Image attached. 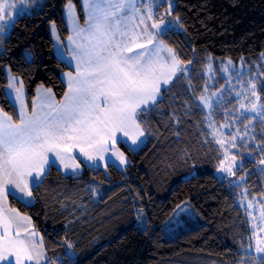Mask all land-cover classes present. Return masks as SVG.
Segmentation results:
<instances>
[{"label":"trees","instance_id":"1","mask_svg":"<svg viewBox=\"0 0 264 264\" xmlns=\"http://www.w3.org/2000/svg\"><path fill=\"white\" fill-rule=\"evenodd\" d=\"M75 1L81 8V0ZM175 1L174 14L184 30L168 32L163 39L181 61L192 62L197 94L203 92V71L211 57L238 61L264 52V0ZM66 3L48 0L38 12L20 16L0 39V106L14 120L17 107L5 96L7 66L21 77L31 104L42 84L60 98L67 90L62 72L71 68L55 55L49 26L53 20L64 38L69 35ZM27 50L33 57L26 61ZM178 81L141 120L146 145L139 151L123 145L130 158L126 173L114 164L105 170L84 165L83 174L74 176L53 166L33 189L31 206L9 197L10 205L29 215L43 236L49 264H264L244 250L250 234L245 209L232 179L214 171L218 155L203 143L202 112ZM261 96L264 103V87ZM251 150L256 156L245 158L237 174L246 176L248 196L260 198L262 158L255 147ZM94 181L108 185L104 197H97ZM186 200L202 225L167 239L164 223ZM141 209L146 229L138 226Z\"/></svg>","mask_w":264,"mask_h":264},{"label":"snow or ice","instance_id":"2","mask_svg":"<svg viewBox=\"0 0 264 264\" xmlns=\"http://www.w3.org/2000/svg\"><path fill=\"white\" fill-rule=\"evenodd\" d=\"M82 6L87 13L86 28L79 26L74 5L67 0L65 15L72 24L67 44L56 32L55 22L51 24L56 42L53 47L63 45L61 54L69 53L66 58L74 61L73 71L63 74L67 91L59 101L52 89H37L28 111L23 81L7 76L5 96L12 95L19 108L15 120L0 108V262L4 264L48 261L43 238L35 239L37 234L30 227L31 217L10 208L9 197L22 200L25 207L31 206L33 189L42 183L47 170L58 165L75 174L82 167L78 157L103 169L110 162L127 164L124 152L117 147L118 141L129 151L138 150L146 139L141 120L157 104L161 84L170 83L177 73L187 72V68L181 67L183 61L163 39L180 27L179 17L166 19L172 16L173 0H82ZM14 7L7 0H0V39L7 34V28L14 26L7 11ZM161 8L164 13L159 11ZM29 59L30 56L25 57L26 61ZM248 83L243 99L237 101L235 118L251 122L257 116L264 118V103H260L256 83ZM218 99L215 93L202 96L197 106L207 111L211 135L222 150L223 160L217 171L235 176L233 169L242 170L246 162L241 160L238 164L236 155L229 159V149L237 147L239 129L229 132L228 138L215 128L212 116ZM233 127V123L223 126ZM259 163L264 165V159ZM247 206L251 208L252 202ZM261 209L260 217L264 220V204ZM66 247L71 249L72 245ZM255 252L264 253V239L257 238Z\"/></svg>","mask_w":264,"mask_h":264},{"label":"rangeland","instance_id":"3","mask_svg":"<svg viewBox=\"0 0 264 264\" xmlns=\"http://www.w3.org/2000/svg\"><path fill=\"white\" fill-rule=\"evenodd\" d=\"M48 0H25L24 3H21V0H7V2L13 4L15 7L14 8H9L7 11L11 13L14 25L17 21V19L20 16L24 15H31L36 12H38L41 8V5H45ZM146 2V0H144ZM71 3L74 5V12L76 16V20L81 28H86V16L87 13L83 9L82 6V0H81V8H79L77 2L75 0H71ZM176 6V1L173 0V10H172V16L167 17L166 19H174L175 17H178L174 14V9ZM155 11V9H154ZM161 13L165 12L164 8H161L159 10ZM66 4L64 6V17L66 20V23L69 28V35H72V24L68 22L66 19ZM180 18V17H179ZM53 20L50 21V32H51V24ZM55 22V21H54ZM5 23H7V13H6V20ZM179 24L180 27L176 28V31H183L184 28L181 24V19H179ZM14 26H10L6 30V35H9L11 31L13 30ZM55 28L56 32L59 34L61 41L64 42V44H67V37H63L61 35V32L57 26V23L55 22ZM4 35V36H6ZM52 35V32H51ZM53 42L54 44L55 39L52 35ZM166 44V42H165ZM167 47L171 48L168 44H166ZM63 45L61 44H56V47H54V53L55 55L65 62L71 69H67L62 72V78L65 82V76L63 75L64 73L73 71L72 65L74 64V61H70L69 57L70 54L65 52L63 55L61 54V48ZM172 49V48H171ZM1 51V49H0ZM175 53V52H174ZM27 56H30V59H32L33 54L30 50H27L26 52ZM179 59V58H178ZM180 60V59H179ZM229 61L231 62L229 64ZM181 67L187 68V72L184 75H181L180 73H177L176 77H173L172 81L168 84H161V93L158 97L157 104L158 102L162 99L163 92L165 89L169 88L172 84H174L177 80L178 82L184 87V89L189 93L188 95L191 97V103L193 106L197 107L201 112H202V123L200 126V129L203 132V143L205 146L209 147L211 150L217 152L218 155V161L216 165V168L214 171L221 177V178H231V184L236 187V193L239 198V202L241 204V207L245 209V214L247 216V222L249 225L250 229V234L249 237L247 238L246 241V248H244L245 252L247 255L252 256L255 260H258V257H264V253H256L255 252V247H256V240L257 238L264 239V231H261V228H264V220H261L260 217V212H261V204H264V195L260 198H251L248 196L247 193V188H246V181L247 178L243 174H237L238 170L236 168L233 169V171L236 172L235 176H228L227 173H221L217 171V169L220 166L221 160H223V155H222V150L220 149V146L215 143V140L213 136L211 135L212 129L209 128L208 126V120H207V111L202 110L200 107L197 105L200 103V97L205 96V97H210L212 96L213 93L216 94V96L219 98L218 102L216 104L214 114L212 116V120L214 121V126L216 129L221 130L224 132L225 137L230 138L229 132L235 131L236 128L239 129L238 133V139H237V147L236 148H230L229 149V159L231 155H236L237 156V163L239 164L240 161L245 159V158H250L253 159L256 155L254 154L253 150L251 148L255 147L256 150L261 154V158L264 159V118L257 116L256 119L252 120L249 122L248 119H236L235 117L238 115L237 109H238V100L243 99V92L249 87V81L252 80L256 83L257 86V93L260 96V103H263L262 101V96H261V89L264 87V52L259 56V57H245L242 58L238 61H235L230 58H226L223 60H215L214 57H211L209 60V63L207 66H205L203 74L206 77V82H204L202 85L203 92L200 94L196 93L195 86L192 84L191 80V75H192V63H185L181 65ZM227 68L228 70L225 71L224 69ZM6 72L7 76L12 75L18 78L19 80H22L21 77L11 70L9 66L6 67ZM37 89H41V91L46 90V89H52V92L55 95V99L59 101L61 98L58 97L54 91L53 88L48 87L44 84L40 85L37 87ZM207 89V91H205ZM7 90V87H6ZM23 90L25 93V102L28 105V111H31L32 104L28 101L27 97V91L25 89L24 83H23ZM67 91V90H66ZM237 92H241V96H236ZM36 95H37V90H36ZM9 99L11 100L14 105L17 107V111L19 108L18 103L13 101L12 95H8ZM36 98V96H35ZM34 98V99H35ZM33 99V100H34ZM246 104L248 103V100L244 101ZM191 103L187 105L188 109L192 107ZM156 104V105H157ZM155 106V105H154ZM152 106V107H154ZM151 107V108H152ZM1 108V106H0ZM5 112V111H4ZM227 115V118H226ZM247 115H253L251 113H246ZM10 116V115H9ZM139 119V118H138ZM228 123H233L234 127L232 129H225L223 126ZM142 130L145 132V143L141 145V147L136 150L139 151L142 147L146 145L148 142V133L146 132L145 128H143V125L141 124ZM119 135V134H118ZM244 136L245 139L241 140L239 137ZM144 139V138H142ZM125 144L120 143L118 141L117 147L119 148L120 151L124 152L128 163L125 165H121L119 163H111L117 166L119 169L124 171L125 173L127 172L128 165L130 163V158L125 151L124 146ZM245 155V156H244ZM239 156H244L239 158ZM108 157L106 156V159ZM78 159L81 160L82 162V167L81 169L78 170L77 173H72L71 171L65 172L60 166L56 165L57 168L60 169L64 174L66 175H74V176H81L84 172V165L88 166L91 169H103L99 167H95L92 164L88 163L87 161H84L81 157H78ZM109 164V165H110ZM225 166H228V161H225ZM261 168L264 170V165H261ZM107 169V168H106ZM50 169L47 170V172ZM105 170V169H104ZM243 176L244 180L241 181L240 177ZM43 179V178H42ZM94 189L97 197H104L106 194V191L108 189V185L106 186L103 183L94 181ZM252 202V207L249 208L248 202ZM8 206L10 208H14L10 205L9 199H8ZM34 203V200L32 204ZM16 209V208H14ZM21 213V212H20ZM22 215L28 216L27 214ZM146 222V215L143 209H141L140 212V217L138 219V226L140 228L144 227V224ZM202 225V220L198 213L196 212L195 208L191 204L189 200L183 201L176 209L175 211L170 215V217L165 221L164 223V233L165 237L167 239H173L176 238L179 233L182 231H186L188 229H191L192 227H197ZM255 225V227H254ZM32 226V227H31ZM30 227L36 232V237L35 239H39L40 237L43 238V236L39 233V231L36 229V227L33 224V221L31 219V225ZM255 233V235H254ZM43 245L45 249V254L48 257L46 248H45V243H44V238H43ZM247 259V261L249 260ZM252 258V259H253ZM0 264H4V262H0ZM45 264H49V257L48 261L45 262ZM51 264H58L57 262L51 263Z\"/></svg>","mask_w":264,"mask_h":264},{"label":"crops","instance_id":"4","mask_svg":"<svg viewBox=\"0 0 264 264\" xmlns=\"http://www.w3.org/2000/svg\"><path fill=\"white\" fill-rule=\"evenodd\" d=\"M32 227V226H31Z\"/></svg>","mask_w":264,"mask_h":264}]
</instances>
